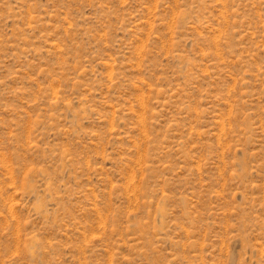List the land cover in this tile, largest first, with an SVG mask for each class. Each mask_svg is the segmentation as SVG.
<instances>
[{"label":"rangeland","instance_id":"obj_1","mask_svg":"<svg viewBox=\"0 0 264 264\" xmlns=\"http://www.w3.org/2000/svg\"><path fill=\"white\" fill-rule=\"evenodd\" d=\"M0 264H264V0H0Z\"/></svg>","mask_w":264,"mask_h":264}]
</instances>
